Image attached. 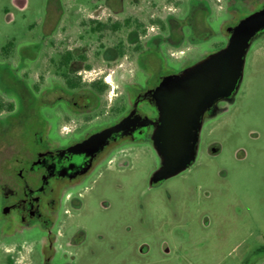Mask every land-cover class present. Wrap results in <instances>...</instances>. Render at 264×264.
Returning a JSON list of instances; mask_svg holds the SVG:
<instances>
[{"label": "rangeland", "instance_id": "rangeland-1", "mask_svg": "<svg viewBox=\"0 0 264 264\" xmlns=\"http://www.w3.org/2000/svg\"><path fill=\"white\" fill-rule=\"evenodd\" d=\"M261 10L264 0H0V94L15 104L0 113V189L4 174L26 172L44 150L124 130L106 127L133 108L151 121L143 137L126 134L103 150L73 184L49 178L53 221L21 223L0 208V264H264V27L236 90L203 113L193 162L161 181L153 180L163 156L151 95L163 78L226 47L235 26ZM158 16L165 31L125 32L127 43L143 45L127 57L112 46L121 33L99 39L89 24ZM66 48L87 56L69 70L103 76L105 95L60 83L54 62ZM122 99L127 110L113 117ZM12 202L0 194V204Z\"/></svg>", "mask_w": 264, "mask_h": 264}, {"label": "water", "instance_id": "water-1", "mask_svg": "<svg viewBox=\"0 0 264 264\" xmlns=\"http://www.w3.org/2000/svg\"><path fill=\"white\" fill-rule=\"evenodd\" d=\"M263 27L264 10H261L235 26L226 47L182 74L163 78L152 89L160 113L153 139L163 156L154 181L172 176L193 162L203 113L216 100L236 90L247 47ZM108 133V129L103 130L86 142L101 141Z\"/></svg>", "mask_w": 264, "mask_h": 264}, {"label": "flooded vegetation", "instance_id": "flooded-vegetation-1", "mask_svg": "<svg viewBox=\"0 0 264 264\" xmlns=\"http://www.w3.org/2000/svg\"><path fill=\"white\" fill-rule=\"evenodd\" d=\"M142 117L137 108H133L115 124L106 127L112 128L115 125L123 124L126 126L124 130L111 132L101 141L84 144L82 142L85 139L99 133L104 128L79 139L73 138L68 141L69 145L61 150L54 152L44 150L39 153L35 164L30 166L26 172H8L4 174L5 183L3 182L0 194L4 197H11L14 202L6 204V206L0 204V208L3 209L2 212H16V217L21 219V223H31L37 220L47 223L53 221L58 205L53 200H45L44 197L46 192H55L54 187L48 183L49 178H64L72 183L73 180L86 176L94 170L95 159L99 154L113 142L119 140L121 136L126 134L135 138L144 136V132L151 121ZM66 120H63L62 123H67L70 119L67 118ZM60 129L59 133L61 132ZM73 134H76V132L72 130L70 135ZM5 178H8L9 181H5ZM0 217H3V214Z\"/></svg>", "mask_w": 264, "mask_h": 264}, {"label": "trees", "instance_id": "trees-1", "mask_svg": "<svg viewBox=\"0 0 264 264\" xmlns=\"http://www.w3.org/2000/svg\"><path fill=\"white\" fill-rule=\"evenodd\" d=\"M214 1V0H212ZM91 25V31L98 35L99 39L105 37L107 33H121L120 39L112 44V46L118 52L120 57H127L139 53L143 50L142 43H127L124 39V34L127 30H136L141 36H146L148 33L149 25L156 27L160 31L167 29V24L161 17H154L149 22L141 21L138 18L127 17L124 19H111L106 20L91 19L89 21ZM12 44L9 41L4 47H2V53L8 54L7 48ZM87 56L84 54H75L70 48L64 49L60 57L55 64V71L60 83L69 90H79L83 88L90 89L94 93L103 96L110 88V85L104 80L103 76L92 80H85L81 74L71 72L69 67L73 61L81 60L85 61ZM86 68L90 70L91 65L87 64ZM36 86V85H35ZM37 87V86H36ZM14 102L12 100L4 98L0 94V113L3 111H11L14 109ZM127 101L122 99L115 106L110 107L111 115L116 117L127 109Z\"/></svg>", "mask_w": 264, "mask_h": 264}]
</instances>
